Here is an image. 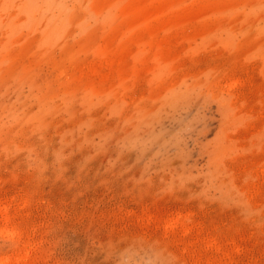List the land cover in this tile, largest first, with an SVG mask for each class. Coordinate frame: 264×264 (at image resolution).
<instances>
[{"label":"rangeland","instance_id":"374dc122","mask_svg":"<svg viewBox=\"0 0 264 264\" xmlns=\"http://www.w3.org/2000/svg\"><path fill=\"white\" fill-rule=\"evenodd\" d=\"M0 264H264V0H0Z\"/></svg>","mask_w":264,"mask_h":264}]
</instances>
